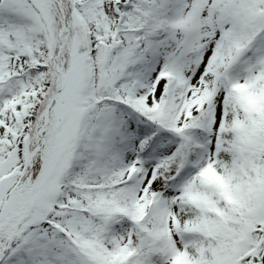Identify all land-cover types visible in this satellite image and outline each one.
<instances>
[{"label": "snow or ice", "instance_id": "snow-or-ice-1", "mask_svg": "<svg viewBox=\"0 0 264 264\" xmlns=\"http://www.w3.org/2000/svg\"><path fill=\"white\" fill-rule=\"evenodd\" d=\"M0 264H264V0H0Z\"/></svg>", "mask_w": 264, "mask_h": 264}]
</instances>
